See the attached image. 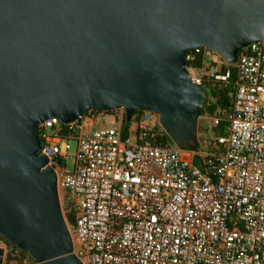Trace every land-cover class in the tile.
<instances>
[{
  "label": "water",
  "instance_id": "obj_1",
  "mask_svg": "<svg viewBox=\"0 0 264 264\" xmlns=\"http://www.w3.org/2000/svg\"><path fill=\"white\" fill-rule=\"evenodd\" d=\"M264 42V0H0V236L36 264H82L38 126L88 112L158 115L169 145L197 152L209 102L186 56L233 64ZM4 248L0 247V264Z\"/></svg>",
  "mask_w": 264,
  "mask_h": 264
},
{
  "label": "built area",
  "instance_id": "obj_2",
  "mask_svg": "<svg viewBox=\"0 0 264 264\" xmlns=\"http://www.w3.org/2000/svg\"><path fill=\"white\" fill-rule=\"evenodd\" d=\"M209 52L186 56L201 59L186 67L194 84L226 85L235 73L227 128L211 153L158 144L166 134L150 112L125 135L122 108L114 126L88 115L39 124L38 153L55 173L65 221L74 215L68 228L82 264H264V42L239 51L233 64H207ZM209 120L211 129L220 122Z\"/></svg>",
  "mask_w": 264,
  "mask_h": 264
},
{
  "label": "trees",
  "instance_id": "obj_3",
  "mask_svg": "<svg viewBox=\"0 0 264 264\" xmlns=\"http://www.w3.org/2000/svg\"><path fill=\"white\" fill-rule=\"evenodd\" d=\"M201 64V59L197 58L192 63H189L187 61L186 67H198ZM235 80V73L232 71L231 78L229 84L223 85V84H204L203 88L206 90V92L209 95V102L204 111L201 113V116H207V117H217L220 118V122L218 126L215 128L219 135H223L225 133V130L227 128V122L225 120V116L230 113L232 108V100H233V82ZM142 111H136L132 114V119L129 123L125 121V117L122 121V131L125 135L130 128L131 124L133 123L134 119L139 120L140 115ZM106 115V116H113L116 114V110L114 111H107V112H98L95 110H91L88 112V116L96 117L97 115ZM63 128H67V126H62ZM200 125H198V131H199ZM158 144L162 146H169V142L167 139V136H163L160 138ZM66 221L68 223V226L70 228H73L74 225V215L68 214L66 215ZM0 241L5 243L4 239L0 236ZM19 254H26L22 251H19ZM7 261L16 260L17 264L20 263V260L17 257L7 256ZM32 262H34L32 260ZM35 263V262H34ZM36 264V263H35Z\"/></svg>",
  "mask_w": 264,
  "mask_h": 264
},
{
  "label": "rangeland",
  "instance_id": "obj_4",
  "mask_svg": "<svg viewBox=\"0 0 264 264\" xmlns=\"http://www.w3.org/2000/svg\"><path fill=\"white\" fill-rule=\"evenodd\" d=\"M214 63L217 66L222 65L223 60L216 54L209 52L206 57V63ZM144 112L141 113L143 115ZM140 115V116H141ZM115 116V115H114ZM200 128L198 131V143H199V151L211 153V143L213 142V138L219 136L217 130L215 128L211 129L210 127V120L207 116H201L198 120ZM96 123L99 126H114L115 120L111 116L106 115H97L96 116ZM151 123L154 124V118L151 119ZM133 128V127H132ZM131 140H135V134H130ZM76 144L74 141L69 142V149L67 156L71 157L75 152ZM72 169V161H66V170L71 171Z\"/></svg>",
  "mask_w": 264,
  "mask_h": 264
},
{
  "label": "crops",
  "instance_id": "obj_5",
  "mask_svg": "<svg viewBox=\"0 0 264 264\" xmlns=\"http://www.w3.org/2000/svg\"><path fill=\"white\" fill-rule=\"evenodd\" d=\"M111 117L114 118V115ZM198 125H199V122H198ZM0 247H3L5 250L4 256H3V264H17L16 260L15 261L12 260L10 262L6 260V257L8 255L11 256V254L9 252V246L0 241ZM16 257L20 260L19 264H35L34 262H32V258L28 254H24V255L18 254Z\"/></svg>",
  "mask_w": 264,
  "mask_h": 264
}]
</instances>
